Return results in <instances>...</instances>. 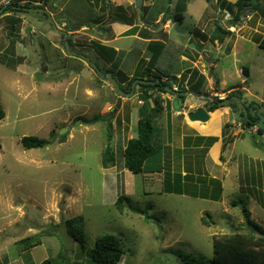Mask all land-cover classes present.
Instances as JSON below:
<instances>
[{"label": "rangeland", "instance_id": "1", "mask_svg": "<svg viewBox=\"0 0 264 264\" xmlns=\"http://www.w3.org/2000/svg\"><path fill=\"white\" fill-rule=\"evenodd\" d=\"M24 1L41 5V0ZM236 1L227 0L230 4ZM183 2L189 14L179 24L189 34L180 35L173 27V37L184 40L193 31L191 38L199 40L197 33L210 36L216 24L231 32L221 51L219 44L208 42L204 50L208 57L219 59L214 73L219 81L225 69L233 86L221 89L219 82L213 90L201 55L198 70L207 80L201 95L210 93L226 100L228 91L239 88L245 96L246 88V96L264 109V49L259 46L264 38V0H260V12L249 15L245 10L233 29L232 15L221 9L219 0ZM135 4V0H50L42 9L0 14V108L5 112L0 121V264H42L57 259L61 252L71 260L97 264L91 253L104 235L122 241L125 254L119 264H210L215 238L249 232L242 205L264 228V114L256 111L255 126L243 128L244 119L234 108V99L224 105L230 102L232 120L229 115L213 114L209 122L201 123L187 118L190 106L199 104V99L187 95L186 106L183 103L179 110L185 113L176 115L174 101L179 98L160 95L158 102L165 107L155 116L167 143L166 169L160 174H134L125 168L123 151L138 135L140 88L117 108L119 95L114 85L100 79L85 59L67 54L66 41H71V51L90 57L103 73L114 72L123 87L139 62L144 59L147 66L151 55L147 43L136 38L140 34L128 33L130 25L118 23L112 29L113 11H124L149 37L166 41L165 24L154 27V33L142 17L157 25L161 21H153L152 12L179 7L178 0H145V13V8ZM95 42L117 47L120 53L109 59L98 52ZM188 66L189 62L179 60L170 73L177 76ZM243 69L249 70V78L242 75ZM167 99H171V110L166 109ZM152 102L151 111L159 107ZM97 115L107 118L93 122ZM111 126L116 165L104 169L102 155ZM215 133L219 135L213 146L220 144L217 162L207 153L209 148L188 142L198 136L216 137ZM65 135L61 142L60 136ZM26 136L53 143L26 150L22 146ZM191 171L195 179L204 176L220 181L223 191L218 201L196 197L194 186L184 193L180 183ZM207 186L216 187L211 181ZM122 195L130 197L123 212L116 205ZM131 207L145 210L152 219L132 212ZM74 218L85 238V250L66 230V221ZM38 241L40 245L34 246Z\"/></svg>", "mask_w": 264, "mask_h": 264}, {"label": "trees", "instance_id": "2", "mask_svg": "<svg viewBox=\"0 0 264 264\" xmlns=\"http://www.w3.org/2000/svg\"><path fill=\"white\" fill-rule=\"evenodd\" d=\"M49 1L50 0H41L40 6L33 5L30 2H26L24 5H22L19 3L20 0L12 1L9 6L2 8L3 11L0 14L4 15L7 13L17 14L20 12H27L31 11V7L42 9L44 7L43 5L48 4ZM105 1L107 2V0H104V2ZM143 1L145 2V0ZM219 4H221V9L223 11L232 15L231 17L233 22L231 24V27L236 26L238 22L241 21L240 19L243 16L245 10H248V12L250 13L249 15H251L252 13H255L256 11H259L261 9L260 0H237L233 4H230L225 0H219ZM144 8L146 9L145 13H147L148 6L146 7L143 4L141 9ZM184 11L185 8L182 4H179V7L175 11V13L171 14H166V8H164L161 12L164 14L161 23L152 25L151 22H149L150 28L154 29L155 27V29H157L158 25L163 26L167 22H171L173 20L174 22L182 23V21L184 20ZM113 13L115 16H110L112 23L117 22L130 25L131 28L128 33L131 32V35L134 36L136 34H140L141 38L151 40L147 46L148 51L151 55L147 66L143 64L145 60L142 59L138 64V68L136 69L133 78L128 82V84L124 85L123 87L120 86L122 90L124 92H131L133 83L137 79H143L153 82H156L157 80L160 81L159 84L155 83L154 85L136 84V87L140 88L138 93V95L140 96L139 101H142L141 104L139 103L141 108L139 110L138 117V135L128 141L123 151L124 166L128 171L134 174H160L163 173L166 169L165 152L167 143L164 131L157 122L158 116L153 115L152 111L150 110L153 105L152 100L156 101L159 106L158 108L155 106L152 110L156 109L160 113V110L163 109L165 105L162 104L164 107L160 105L161 103L158 102L160 95L156 96L155 94L156 92H158L161 94H169L172 96L173 93H169L166 88H172L173 83H177V85L179 86V91H174L176 94L187 92L202 94L206 90L207 80L206 77L201 74L198 69H187L180 76V78H178L176 75H172L170 71L171 69H173L174 64L181 60L183 56L187 57L193 62H197L198 58L201 55H204V59L208 60V58L210 57L208 62H212L213 65L211 66V70L213 71V73H215L214 65L218 62L219 59L216 58L214 60L213 55H210L208 57V54L204 50V43L208 42L213 45L221 44L223 46L226 36L231 32L227 29L222 28L219 24H216L214 32L210 36H206L204 33L199 32L197 33V35H195L199 40L191 38L189 40V43H194L196 46L194 49H191L187 47L184 42H178L172 38H167V40L164 42H161L160 40H154L152 39V37H149L150 34L148 31H142L139 26L132 23L130 16L128 15L127 17V14L124 11L122 14H119L118 12L115 13L114 11ZM159 15L160 14L157 11L154 13L152 12L151 16L153 18V21L157 20ZM142 20L145 24H148V21L144 18V15L142 17ZM68 42L72 46L69 39ZM94 45L97 47L98 52L106 54L109 59H112L114 56L116 57L120 53L114 47L103 44L102 42H95ZM259 46L260 48L264 49V38L260 41ZM112 74L114 77V72H112ZM218 83L219 79L217 78V84ZM136 87L135 89H137ZM241 93H244L243 90L235 89L230 92L229 97L240 98L243 105L247 109L248 116L245 115L244 109L241 107L237 99H235L232 103L234 104V108L240 112V116L244 119V125L242 127H253L257 122V113L255 115H252V113L250 112V107H248V105L245 103V99L243 97V94ZM175 96L182 102L186 99V95ZM170 100L171 99H168L169 103L166 107V109L168 110H171L172 107ZM221 101L222 100H216V103L212 102V107L208 109V111L214 112L215 110L219 109L221 107L219 105ZM252 107L253 105H251V108ZM253 110L254 112H256L255 109ZM4 117L5 112L0 108V121L4 119ZM106 118L107 115H97L93 118V122H99L105 120ZM111 130L112 126L109 128L107 134L108 145L102 155V165L104 169H109L110 167L116 165V157L112 148L113 132ZM60 137L61 142H64L66 140V135ZM217 141L218 137L198 136L196 137V140L194 142H188L194 143L195 147L204 146L206 149H208L212 147ZM52 143L53 142L51 140L39 138L36 136H26L22 138V146L26 150L44 148L51 145ZM204 143H206V145ZM190 173L186 172L184 175L185 178L183 177V182L180 183L185 187L183 188L184 193L189 187L194 186L193 188L196 190L197 194L196 197L213 201H218L220 199L223 190L219 180L215 178L208 180L204 176H200L199 179H195L196 177L194 176V173L192 171ZM190 178L192 181L190 180ZM208 181L213 182L216 187L211 190V188L207 186ZM170 184L172 185V183ZM197 184L202 185L199 188ZM129 200L130 197L127 195H122L117 199L116 205L119 211H124V203ZM233 205L238 206V203L234 202ZM130 210L137 214L146 215L147 220L152 219V216L148 215L145 210L135 207H131ZM241 210L246 219L245 223L249 228V232L247 234L236 233L233 235L224 236L222 238H215L213 241V257L210 261V264H264V237H262V235H264V228L251 218L250 211L246 205H242ZM66 230L70 236L80 242L82 248L85 250L86 241L82 231L80 230V227L78 226V220L76 218L66 221ZM47 235L53 236L54 233L48 232ZM36 245H40V241H38L34 246ZM124 254L125 250L123 243L118 237L114 235H104L97 239L96 246L91 253V257L92 261L97 264H119L122 261ZM42 264L85 263L83 261L71 260L66 252H61L57 259L45 260Z\"/></svg>", "mask_w": 264, "mask_h": 264}, {"label": "water", "instance_id": "3", "mask_svg": "<svg viewBox=\"0 0 264 264\" xmlns=\"http://www.w3.org/2000/svg\"><path fill=\"white\" fill-rule=\"evenodd\" d=\"M135 3H136V7L137 8H142L143 6V0H135ZM33 11V9H30ZM3 10H0V13H2ZM35 11V10H34ZM166 14H171V7L168 6L167 10H166ZM245 16V12L243 13V16L242 18ZM50 17V15H49ZM174 25V29L175 31L180 34V35H183V36H186L188 34V29H185L181 26V24L177 23V22H174L171 21ZM30 28L28 29V32H30ZM60 33H63V31H59ZM33 39V38H32ZM184 44L191 48V49H194L196 46L194 43H189V40L187 38L184 39ZM66 51H67V54H71L73 56H80L81 58L83 59H86V61L89 63V65L97 72V75L99 76L100 79H102L103 81H106L112 85H114V87L117 89L118 91V95H119V101H118V104H117V108H120L121 105H122V100L123 98L125 97H131L133 94H134V91H135V87H136V84H144V85H147V84H151V85H154L155 83H160L159 80H157L156 82H153V81H148V80H143V79H137L134 83H133V87H132V91L131 92H124L120 85L118 84L117 80L113 77V74L112 73H103L101 71V69L98 67V65H96L94 62H92L88 57L84 56V55H79L77 52L75 51H71L70 50V46H69V43L66 41ZM206 70L209 72V74L211 75V78H212V81L214 82V85L212 86L213 90L216 89L217 87V76L213 73V71L211 70L210 68V64H206ZM242 75L245 77V78H249L250 76V73H249V70L247 69H243L242 70ZM167 91L169 93H173V94H176L172 88L170 87H167L166 88ZM177 95H189V96H194V97H198V98H203V99H206L208 102V104L205 106V107H199L197 110H194V111H190L188 114H187V118L189 121L191 122H201V123H207L211 120V113L208 111V109H210L212 107V101H214V97L213 96H208V95H201V94H197V93H194V92H187V93H181V94H177ZM238 100V102L240 103L241 107L244 109V112H245V115L248 116V112H247V109L245 108V106L243 105L242 101L240 98H236ZM228 101H224L222 102L221 104L222 105H225ZM183 103L181 100H175L174 101V108L176 111H179L182 107ZM260 112H263L264 113V110L263 109H258ZM251 113H254L253 109H250ZM158 113V110H152V114L153 115H156ZM256 114V112H255ZM254 114V115H255ZM264 237V235H262Z\"/></svg>", "mask_w": 264, "mask_h": 264}, {"label": "crops", "instance_id": "4", "mask_svg": "<svg viewBox=\"0 0 264 264\" xmlns=\"http://www.w3.org/2000/svg\"><path fill=\"white\" fill-rule=\"evenodd\" d=\"M10 1H14V0H10ZM184 0H178V3L179 4H182V5H184V2H183ZM227 1V0H226ZM26 2H29V1H24V0H20V4H22V5H24ZM172 2H173V0H172ZM235 3V2H234ZM152 4H153V2H152ZM147 6H148V4H147ZM178 9V8H177ZM175 7H174V10H173V7H171V10H172V12L171 13H175V11L177 10ZM208 9V8H207ZM163 11V9L161 10V11H158L157 10V12H159V17H158V19L156 20V21H158V22H160V21H162V18H163V13H161ZM206 13V12H205ZM204 13V14H205ZM11 15L12 13H8V15ZM185 14H189V12H188V9L186 10V11H184V19H185ZM226 14H228L227 12H226ZM161 17V18H160ZM202 18H203V15H200L199 17H198V21H202ZM148 21V24H149V22H152V20H147ZM157 22V23H158ZM120 24H122V23H120ZM137 26H139L138 24H136ZM156 25V24H155ZM198 25V24H197ZM197 25L195 26V27H197ZM140 27V26H139ZM146 28H148V29H150V30H152V32H154V30L155 29H151L149 26H145ZM164 33L165 34H167V37L168 38H172V39H174V40H177L178 42H183L184 40H180L179 38H177V37H173L172 36V34H171V31H170V29L171 28H173L174 27V25H173V23L172 22H167L164 26ZM118 28V23L117 22H115V23H113L112 24V29L115 31L116 29ZM234 28V26L232 27V29ZM230 30H231V28H230ZM202 32H205L204 30H202ZM155 33V32H154ZM188 34H189V30H188ZM187 34V35H188ZM193 35V31H192V33L190 34V36L187 38L188 40H190V38L191 37H193L192 36ZM139 38V39H141V40H143L144 42H146L147 44V46H148V44H149V42L151 41V40H148V39H144V38H141L139 35L138 36H136V38ZM159 40V39H158ZM114 41V40H113ZM161 42H164L165 40H160ZM108 42L110 43V40H108ZM112 42V41H111ZM211 44V43H210ZM205 47V46H204ZM218 47H219V50L221 51V49H222V45L221 44H219L218 45ZM116 50H118V48L116 47L115 48ZM119 51V50H118ZM219 51V52H220ZM131 52V51H130ZM216 57V56H215ZM206 60V59H205ZM182 61H184V62H189V65L190 66H188V68L187 69H194V68H196V69H200L199 68V66L197 65L198 63H201L200 61H198V62H193V61H191L190 59H188L187 57H182L181 58V62ZM205 61L203 60V63H204ZM220 63H216L215 65H214V67L216 68V67H218V65H219ZM182 72V71H181ZM221 73H222V80L221 81H219L220 82V85H221V89H227V88H229V87H231V86H233V85H230V81L228 82V79H230L229 77H228V72L225 70V69H222L221 70ZM183 74V72L182 73H179V74H177V76L178 77H180L181 75ZM244 83H245V80L243 81ZM231 84H233V83H231ZM230 89V88H229ZM228 89V90H229ZM224 90V91H225ZM244 90H245V96H246V94H248V92H249V90H248V92H247V90H246V88H244ZM228 92H231V91H228ZM198 94V93H197ZM249 95V94H248ZM251 95V94H250ZM244 95H243V97H244V99H245V103L248 105V107H251V105H253V107L254 106H256L254 103V100H252V99H250V98H248L247 96L245 97ZM169 97L171 98V95H169ZM168 97V98H169ZM190 97H194V96H190ZM197 99H199V104H197V105H191L190 106V110H188V112H190V111H193V110H196L197 108H199V107H205L206 106V103H207V101H205L203 98H198V97H196ZM256 98H258V97H256ZM190 99V98H189ZM259 99V98H258ZM261 102H264V101H262L261 100ZM194 108V109H193ZM231 108L229 107V106H225V107H222V108H219V109H217L216 111H214L213 113H212V115L214 114V115H217V114H220V115H223V114H225V115H229V117H230V120H232V115H231ZM185 112H181V111H179V112H176V115H183ZM204 124H201V126H199V124H197V126L196 127H204L203 126ZM239 128H240V126H239ZM218 131H220V134L222 133V130H221V128L218 130ZM214 136H216V137H218V135L219 134H217V133H215V134H213ZM219 147H220V144H219V142L215 145V146H212V147H210L209 149H208V151H207V153H209V155L211 156V154L213 155V157H214V159L216 160V162H217V157L215 156V154L217 153V149H219ZM199 148H201V147H199ZM215 177V176H214Z\"/></svg>", "mask_w": 264, "mask_h": 264}, {"label": "flooded vegetation", "instance_id": "5", "mask_svg": "<svg viewBox=\"0 0 264 264\" xmlns=\"http://www.w3.org/2000/svg\"><path fill=\"white\" fill-rule=\"evenodd\" d=\"M60 31V30H59ZM62 31V30H61ZM64 32V31H63ZM67 33V32H66ZM79 54V53H78ZM79 55H83V54H79ZM84 56H86V55H84ZM86 57H88V56H86ZM89 59H90V57H88ZM216 58H214V60H215ZM86 60V59H85ZM91 60V59H90ZM92 61V60H91ZM93 62V61H92ZM95 63V62H94ZM210 64V68H212L211 66L213 65L212 64V62H208V60L206 59V61H205V65L206 64ZM96 65H98L97 63H95ZM99 67V66H98ZM94 70V69H93ZM207 71V70H206ZM97 73V72H96ZM237 89H239V88H237ZM179 91V90H178ZM230 94V93H229ZM174 95H177V94H174ZM208 95H210V93L208 94ZM237 97H229V95L225 98L226 100H223V99H221L222 101H221V103L222 102H224V101H228V100H235ZM215 100L214 101H212L213 103H216V100H218L216 97L214 98ZM168 100V99H167ZM186 100V99H185ZM185 100L182 102V103H184V106H186V103H185ZM206 100V99H205ZM207 101V100H206ZM209 102V101H208ZM230 103V102H229ZM228 103V104H229ZM208 104V103H207ZM228 104H227V106H228ZM222 107H224V105L223 106H221L220 108H222ZM258 108H259V105H256V106H254V107H250V109H255L257 112H258ZM264 110V109H263ZM254 111V110H253ZM251 112V111H250ZM256 112V113H257ZM260 112V111H259ZM263 113V112H262Z\"/></svg>", "mask_w": 264, "mask_h": 264}, {"label": "built area", "instance_id": "6", "mask_svg": "<svg viewBox=\"0 0 264 264\" xmlns=\"http://www.w3.org/2000/svg\"><path fill=\"white\" fill-rule=\"evenodd\" d=\"M11 2L12 1H10V0H0V10L3 8V7H6V6H9L10 4H11ZM178 78H180V77H178ZM165 80H167V79H165ZM173 83V82H172ZM179 86L177 85V83H173V87H172V89H173V91H178L179 89ZM156 96L158 95H163V94H161V93H158V92H156V94H155ZM165 95H167V96H169V94H165ZM139 103L141 104L142 103V101H139Z\"/></svg>", "mask_w": 264, "mask_h": 264}, {"label": "clouds", "instance_id": "7", "mask_svg": "<svg viewBox=\"0 0 264 264\" xmlns=\"http://www.w3.org/2000/svg\"><path fill=\"white\" fill-rule=\"evenodd\" d=\"M1 10H3V9H1Z\"/></svg>", "mask_w": 264, "mask_h": 264}]
</instances>
